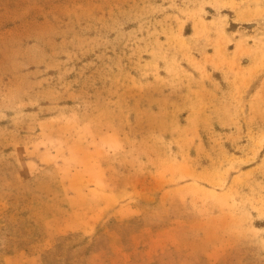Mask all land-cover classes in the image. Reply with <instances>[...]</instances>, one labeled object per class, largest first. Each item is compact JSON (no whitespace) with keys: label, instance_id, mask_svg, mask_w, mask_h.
I'll use <instances>...</instances> for the list:
<instances>
[{"label":"rangeland","instance_id":"rangeland-1","mask_svg":"<svg viewBox=\"0 0 264 264\" xmlns=\"http://www.w3.org/2000/svg\"><path fill=\"white\" fill-rule=\"evenodd\" d=\"M194 204L264 264V0H0V264H108L111 229L138 263Z\"/></svg>","mask_w":264,"mask_h":264},{"label":"crops","instance_id":"crops-1","mask_svg":"<svg viewBox=\"0 0 264 264\" xmlns=\"http://www.w3.org/2000/svg\"><path fill=\"white\" fill-rule=\"evenodd\" d=\"M110 177V176H109ZM110 178L106 186L96 187L95 181L92 178L85 179L84 185H92L90 188L85 187V192L79 197L80 203L84 198L93 196L94 193L100 188L108 191V195L112 196L106 203L104 202L101 208L96 211L85 213L80 212L83 216L79 219V233L89 236H101L104 232L101 231V223L109 221L113 218L114 214L110 211L117 205L116 203V190L119 188L115 184V181ZM113 183V184H112ZM105 184V183H104ZM124 187L131 184L123 183ZM83 185V186H84ZM125 194L127 189L123 188ZM81 197L83 199H81ZM127 203V202H126ZM125 203V204H126ZM197 205L194 204L192 214L184 217L181 221L174 223L168 221L166 228H162L155 233L156 247L153 251H145L140 245H137L134 250L140 253V260L134 264H225L228 261V256L232 251L228 247L221 245V236L216 235V231H219V223L222 219H227V215L211 214L206 215L202 213L194 212ZM115 222V220H114ZM171 229V232H170ZM130 231L118 232L115 229H111L108 232V236L111 244V257L108 264H133L128 262L127 256L132 254L127 246V235ZM62 233V232H61ZM60 234V233H59ZM177 234V235H176ZM178 235L184 238V241H176ZM165 240H169L165 244ZM85 255H89L85 253ZM91 255L96 258L93 264H101L98 260L101 258L99 250H92ZM131 256V255H130ZM90 258V257H89ZM97 260V261H96ZM92 264V263H91Z\"/></svg>","mask_w":264,"mask_h":264}]
</instances>
